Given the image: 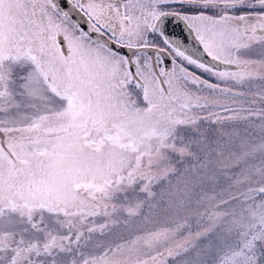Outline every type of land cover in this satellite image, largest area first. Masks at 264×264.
Returning <instances> with one entry per match:
<instances>
[{"label":"snow or ice","instance_id":"6c2138e0","mask_svg":"<svg viewBox=\"0 0 264 264\" xmlns=\"http://www.w3.org/2000/svg\"><path fill=\"white\" fill-rule=\"evenodd\" d=\"M0 264H264V0H0Z\"/></svg>","mask_w":264,"mask_h":264}]
</instances>
